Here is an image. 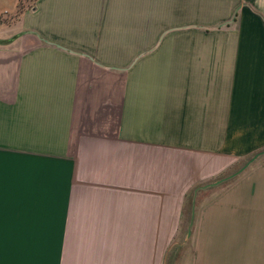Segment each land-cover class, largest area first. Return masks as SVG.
I'll return each instance as SVG.
<instances>
[{
  "label": "crops",
  "instance_id": "crops-1",
  "mask_svg": "<svg viewBox=\"0 0 264 264\" xmlns=\"http://www.w3.org/2000/svg\"><path fill=\"white\" fill-rule=\"evenodd\" d=\"M263 150L264 0H0L5 264H264Z\"/></svg>",
  "mask_w": 264,
  "mask_h": 264
},
{
  "label": "snow or ice",
  "instance_id": "snow-or-ice-1",
  "mask_svg": "<svg viewBox=\"0 0 264 264\" xmlns=\"http://www.w3.org/2000/svg\"><path fill=\"white\" fill-rule=\"evenodd\" d=\"M6 180L8 182L9 191L14 187L11 172L6 173L4 157L0 155V264H5L3 256L5 250L11 249L20 243L18 229L9 226L5 228V188Z\"/></svg>",
  "mask_w": 264,
  "mask_h": 264
},
{
  "label": "water",
  "instance_id": "water-1",
  "mask_svg": "<svg viewBox=\"0 0 264 264\" xmlns=\"http://www.w3.org/2000/svg\"><path fill=\"white\" fill-rule=\"evenodd\" d=\"M263 155H264V150L256 153L251 158H249L238 170H236L235 172H233V173H231V174H229V175L217 180L214 183H210V184H207V185H205L203 187H200V188L196 189L195 192H194V195L197 194L199 189H206V188H209V187H212V186H218L220 184H223V183H225V182L237 177L238 175L243 173L250 165H252L255 161H257ZM193 220H194V207L192 208L191 220H190L189 229H188V237L191 235V226L193 224Z\"/></svg>",
  "mask_w": 264,
  "mask_h": 264
},
{
  "label": "rangeland",
  "instance_id": "rangeland-1",
  "mask_svg": "<svg viewBox=\"0 0 264 264\" xmlns=\"http://www.w3.org/2000/svg\"><path fill=\"white\" fill-rule=\"evenodd\" d=\"M35 0H21V8H23V6L25 5H28L30 7V5H32V3L34 2ZM31 2V3H30ZM26 3V4H25ZM242 164V163H241ZM230 174V173H229ZM189 204V200L187 198V203H186V207H185V212L187 214V211H188V205Z\"/></svg>",
  "mask_w": 264,
  "mask_h": 264
},
{
  "label": "trees",
  "instance_id": "trees-1",
  "mask_svg": "<svg viewBox=\"0 0 264 264\" xmlns=\"http://www.w3.org/2000/svg\"><path fill=\"white\" fill-rule=\"evenodd\" d=\"M189 204L188 205V211L187 214L189 215L191 212V207H192V200H193V193L191 192L188 196Z\"/></svg>",
  "mask_w": 264,
  "mask_h": 264
}]
</instances>
